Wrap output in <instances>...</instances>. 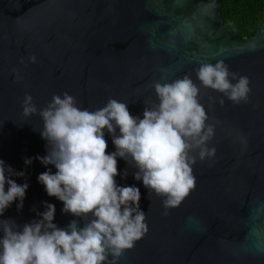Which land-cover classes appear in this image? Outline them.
<instances>
[{
	"label": "water",
	"instance_id": "obj_1",
	"mask_svg": "<svg viewBox=\"0 0 264 264\" xmlns=\"http://www.w3.org/2000/svg\"><path fill=\"white\" fill-rule=\"evenodd\" d=\"M222 2L0 0V159L26 172L13 179L29 184L23 209L13 203L0 221L12 219L22 227L39 218L46 201L55 205L59 227L73 219L81 227L86 223L47 195L37 179L45 166L35 159L24 164L26 157L46 155L42 118L23 115L25 94L39 109L65 92L89 111L114 98L142 117L146 106L158 102L155 82L188 75L200 88L208 122L216 126L209 145L216 157H197L194 189L167 214L162 197L118 160L117 183L139 187L148 225L118 264H264V23L256 35L240 38L225 26ZM218 60L249 77L248 102L225 99L222 105L221 93L200 84L195 70ZM106 140L107 151H114L107 132Z\"/></svg>",
	"mask_w": 264,
	"mask_h": 264
},
{
	"label": "clouds",
	"instance_id": "obj_2",
	"mask_svg": "<svg viewBox=\"0 0 264 264\" xmlns=\"http://www.w3.org/2000/svg\"><path fill=\"white\" fill-rule=\"evenodd\" d=\"M29 60L34 63L36 57ZM195 71L203 87L222 94V105L225 99L237 105L248 102L249 77L232 72L223 60L202 63ZM152 87L158 102L146 106L142 117L131 115L128 104L114 98L89 111L65 92L39 109L32 95L25 94L23 115L42 118L46 155L26 157L24 164L31 166L35 159L45 166L48 170L37 179L47 195L63 203L65 214L86 223L81 227L73 219L59 227L54 222L56 207L46 201L39 218L22 227L3 219L0 264H118L148 232L139 187L117 183L118 160L135 170L137 182L162 197L165 214L188 196L196 184L197 157H216V148L209 146L216 126L208 122L200 88L190 76L170 82L164 78ZM106 132L112 152L107 151ZM127 175L125 170L122 178ZM25 176L0 159V217L13 203L23 209L29 184L13 177Z\"/></svg>",
	"mask_w": 264,
	"mask_h": 264
},
{
	"label": "trees",
	"instance_id": "obj_3",
	"mask_svg": "<svg viewBox=\"0 0 264 264\" xmlns=\"http://www.w3.org/2000/svg\"><path fill=\"white\" fill-rule=\"evenodd\" d=\"M221 16L238 37H252L264 23V0H223Z\"/></svg>",
	"mask_w": 264,
	"mask_h": 264
}]
</instances>
